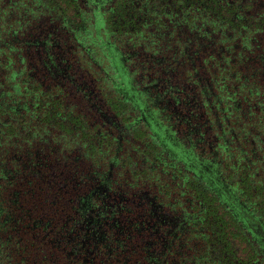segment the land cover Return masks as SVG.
<instances>
[{
    "label": "flooded vegetation",
    "instance_id": "obj_1",
    "mask_svg": "<svg viewBox=\"0 0 264 264\" xmlns=\"http://www.w3.org/2000/svg\"><path fill=\"white\" fill-rule=\"evenodd\" d=\"M21 3L10 7L19 13ZM25 4L17 29L32 48V76L72 81L95 108L100 98L102 125L118 124L104 87L125 98L131 121L115 157L143 172L139 198L163 233L205 231L216 224L206 195L226 210L244 178L264 173V1L236 29L182 0Z\"/></svg>",
    "mask_w": 264,
    "mask_h": 264
},
{
    "label": "trees",
    "instance_id": "obj_2",
    "mask_svg": "<svg viewBox=\"0 0 264 264\" xmlns=\"http://www.w3.org/2000/svg\"><path fill=\"white\" fill-rule=\"evenodd\" d=\"M19 1L17 13L0 0V264H264V173L244 178L226 210L206 195L216 224L205 231L163 233L139 198L143 172L115 157L131 121L125 98L104 87L118 124L102 125L100 98L95 108L72 81L32 76L17 29L31 5ZM182 1L236 29L264 0Z\"/></svg>",
    "mask_w": 264,
    "mask_h": 264
}]
</instances>
